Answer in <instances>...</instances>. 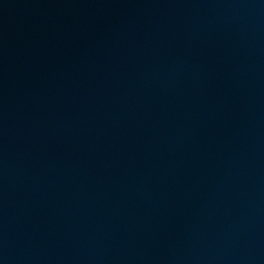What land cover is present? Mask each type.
<instances>
[{
    "label": "water",
    "instance_id": "95a60500",
    "mask_svg": "<svg viewBox=\"0 0 264 264\" xmlns=\"http://www.w3.org/2000/svg\"><path fill=\"white\" fill-rule=\"evenodd\" d=\"M77 1L0 0V164L12 165L0 173V187L8 186L6 192L0 190V224L16 216L11 226L22 231L0 227V264H19V258L27 264H255L241 261L239 249L259 248L260 239L252 232L264 227V107H248L237 98L239 91H264V0L251 5L246 0L236 5L232 0H93L83 9L98 13L107 24L94 27L99 20L76 12L72 20L65 16ZM203 1L205 13L212 12L221 23L231 24L226 22L227 7L255 33L219 26L209 27L208 35H191L182 28L188 14L201 18ZM126 14L140 19L136 25L143 38L97 49L93 40L100 36L110 39L121 33L129 41L137 36L120 29L104 34L103 28L123 27L124 22L129 28ZM153 25L156 35L166 40L172 35L184 63L173 68L156 45L152 50L145 44ZM216 29L225 32L228 49L220 38L211 40ZM247 37L255 44L239 42ZM101 60L120 81H110ZM181 86L193 93L190 101L207 102L210 113L186 112L178 104L185 100ZM204 91L210 96H200ZM73 99L95 105L105 116H80ZM145 121L154 131L151 143L143 138ZM34 125L52 128L67 143L73 138L84 165L83 178L73 180L71 190L62 187L50 195H57L61 206H47L43 217L34 200L36 188L30 192L27 185L34 180L16 174L13 163L20 161L10 156V150L30 138L42 139L38 131L31 132ZM216 144L219 150H213ZM133 171L157 187L154 202L141 201L139 194L133 204L132 186L111 189L97 183L106 177L116 187L114 182H127L122 174ZM25 198L28 205L19 206ZM96 205L105 212L88 211ZM106 217L110 226H105ZM68 220L71 230L63 228ZM231 231L238 234L235 239L223 234ZM191 249L210 260L191 261ZM233 249L238 254L231 255Z\"/></svg>",
    "mask_w": 264,
    "mask_h": 264
},
{
    "label": "bare ground",
    "instance_id": "6f19581e",
    "mask_svg": "<svg viewBox=\"0 0 264 264\" xmlns=\"http://www.w3.org/2000/svg\"><path fill=\"white\" fill-rule=\"evenodd\" d=\"M93 0H78L74 5L72 4L73 10L72 9H68L67 13L65 14L66 17L70 16V19H74V15L75 12L79 14L80 17L84 18H93V20H99L98 22H94L92 23V27L97 26L98 24H102L103 26L107 25L106 23L103 24V20L101 19L100 15H98V13H94L92 11H86L83 8H87L90 7V5L94 4V2H92ZM232 2L236 5L237 3L240 2H244V0H232ZM246 2L248 3V5H251L253 3V0H246ZM202 8L203 11L201 13H203L200 17L201 18H194L191 17L192 13L188 14L187 16V23L186 25L182 28V29H186V31H188L191 35L193 36H199L201 33H206L209 32V27H219V26H223L225 28L228 27H238V29H240L241 31H250L252 33H255L254 28L250 27L247 25V23L242 19V17L236 12V11H231V9L226 8V10L228 11V15L227 16V21L228 23H231L230 25H226L221 23L220 21H218L215 16L211 15L212 12H206L207 11V2L203 1L201 4H199ZM195 8H192L191 11H194ZM186 16V15H184ZM125 19L127 20L128 26L129 28L125 27V22H124V26L122 27H114V29H104L103 31L104 34H106V32H110L112 33L115 29H120V31H124L127 32V34L132 35V34H136L137 36L132 37V40L129 41L127 38H125L123 35L117 34L114 35L113 37H110V39H107L106 37L100 36L98 39L93 40L94 41V46L99 49L101 46L102 47H109L112 46V44H118L117 41H119V45H126V44H131V42H138L141 39L139 38L140 36L142 37V34L140 29L136 24L137 22L140 21V19H132L130 18L127 14L125 15ZM102 22V23H101ZM252 25V24H251ZM127 26V27H128ZM109 30V31H108ZM151 33H147L149 36L147 39H145V44H147L148 46H150L152 48V50H154V47L156 45V48L158 49V51L161 53V56L163 57V61H168L171 65V67L176 68L177 66L181 65L182 63H184V58L182 59V51H180L178 48H176L174 46V43L176 44L174 38L172 37V35H169L168 40H166L167 38L162 35V34H158L156 35L155 30H157V28H153L150 29ZM144 31H148V29H145ZM108 35H110L108 33ZM140 35V36H139ZM210 36V35H209ZM254 37V35H253ZM143 38V37H142ZM211 40H214L216 38H220V44L224 47H226V49L229 48L228 43H226V38L227 36L225 35V32L220 29V30H215L214 34H212L210 36ZM105 42V43H101V42ZM240 43H245V42H251L255 44V39H250V38H242L239 40ZM165 43V44H164ZM167 45L169 46L167 48ZM220 46V45H218ZM248 50V49H247ZM108 51H101L102 55L105 56L107 55ZM248 53L251 54V52L248 50ZM111 54V53H109ZM165 55V56H164ZM241 55L245 56L246 53H241ZM182 56V57H181ZM185 57V55H184ZM147 60H152L149 56L146 57ZM158 62V61H156ZM210 64H214L213 62H210ZM99 66L100 68L105 66V68H107V74H109V79L111 82H118L120 81V77L118 76V74L116 72H114V68L107 63L106 60H101L99 62ZM115 67V66H114ZM116 69V68H115ZM111 72H114V74H112ZM102 74V73H101ZM214 74L218 75L219 73L215 72ZM124 82H128V81H124ZM180 83V82H177ZM193 85V84H191ZM110 88L114 91H121L120 88L109 84ZM141 87H144V84H141ZM179 91L181 93H183V97L185 100H182L181 102H178L179 105L182 106H186L187 108H185L186 112H192V111H202L205 113H210V111L212 110V107H208L206 104L207 102L203 103L202 101H199V103H195L190 101L191 99V95H193V93H190V91L185 90L181 87H179ZM124 91L122 90L121 93H123ZM249 93L243 94L245 92L239 91V95L237 100H241L242 103H244L246 106L248 107H254L256 105L258 106H263L264 107V91L262 90H250L248 91ZM75 95L74 91L71 94L72 98ZM187 98H186V97ZM203 98H205L206 96L209 97L210 93L207 91L202 92V94L200 95ZM194 97H198V94H195ZM14 102L16 100H13ZM73 102L76 104V113L79 114L80 116H82L81 114H91L92 112H96L97 116H102L104 117L105 114L103 112H100L99 110H97L95 105H92L90 103H88L87 101H82L80 99H73ZM202 105V106H200ZM177 108V107H175ZM178 109V108H177ZM181 113V112H180ZM89 119V118H88ZM100 123L98 122H94L93 126H98ZM144 125L146 127L145 129V134L143 135L144 139H147L149 143H151V138L154 135V131L153 129H151L150 123L148 122H144ZM32 127L31 132H35L38 131L36 133H39L41 138H39V140L36 141L35 138H30V140H28V142L23 143L22 145L18 146L17 149H12L10 150V156L12 157H17L16 160H19L20 162H16L14 161L13 163V167L16 169L15 172L16 174H18L21 177H29L32 178L34 180V182L28 183L27 185L29 186L28 189L31 192L32 191V187L36 188V191H34V193L37 194V197L34 198V200L36 199V207L38 209V213H39V217H43L44 215H46L48 213V207L49 205H53L55 203H59V199L57 197V195H55L54 197H51L50 195L55 194V191H57L58 189L64 187L66 190L68 189H72L74 186H72L73 184V180H80L82 179V173H81V169L84 165H80V161L81 160V152L78 153L79 150V146L77 144H75V142L73 141V138L69 139V142L67 143V139L61 138V137H55L57 136L55 131L51 128L49 131L47 130V128H43L42 126L39 125H34V126H30ZM210 128H214L213 125L210 126ZM99 130H101L99 128ZM48 132H51L48 134ZM71 131H67V133H69ZM55 135V136H54ZM63 135V134H62ZM115 135V134H114ZM192 136L193 138H196V136L189 134V137ZM215 137H217V139H219L220 135L219 134H215ZM209 139H211L212 137L209 136ZM43 140L44 142L42 144H39L38 142ZM77 148H76V146ZM153 145V143H152ZM62 146V147H61ZM147 149H152L149 145H147ZM219 145L216 144L213 147V150H219ZM152 151V150H151ZM136 153V152H135ZM161 153V151H160ZM29 161V162H28ZM127 164V161H125ZM135 162H138L137 160H135ZM11 164L7 163V161L3 162V164H0V173L3 172L5 169H10L11 168ZM164 167V166H163ZM122 169H126L125 167ZM78 171V172H77ZM39 174V175H38ZM132 175V176H131ZM131 175L129 174H122V177H127V182L122 183L120 181L118 182H114V186L116 187H112L111 182L106 178L103 177L101 179H99L97 181V183L101 184L102 186H107L108 188L111 189H115V188H123L128 187V186H132L134 190H136V192L131 196V203H135V201L138 200L139 198V194H143V197L139 198L141 201H149L152 203V201L154 202L155 199L157 198V192L158 189L157 187L154 186H149L148 183L145 182V180H143L142 178H144L143 174L141 175L139 172H131ZM38 176H41V178H46V181H43V183L40 182ZM219 176V175H218ZM132 179H134V181L132 182ZM118 180L116 178L113 179V181ZM126 183H130L129 185H126ZM141 186H143V190L141 188ZM31 187V188H30ZM8 189V186H1L0 190H2L3 192H6ZM16 190V189H15ZM141 190L144 193H141ZM18 191V190H17ZM110 191H108L106 193L109 194ZM153 194V196H152ZM99 195L98 191L94 194V199ZM108 196V195H107ZM138 196V197H136ZM127 197H125L126 199ZM125 201V200H124ZM125 204L129 203L128 201L124 202ZM44 204L46 205L44 207ZM24 206V205H28V199L25 198L23 200H21L19 202V206ZM60 203L59 205H57L56 207H60ZM105 208L102 207V205H96L95 208H93L92 210H90V208L88 209V211H90V213L94 212V213H103ZM170 215V214H169ZM12 216V215H11ZM10 217V216H9ZM6 220V222H2L0 224V227H4L5 225L9 226L10 228H12L11 225H13L12 223L15 222V219H18L16 216H12L11 218H9ZM161 218H165L162 216H158ZM168 216H166L167 220H170L167 218ZM114 218V217H113ZM25 219L24 223H26L28 226H30L31 222L29 221L28 218H23ZM106 222H105V226L107 224H109L108 226H110V219L108 220V218H105ZM66 222V221H65ZM63 223L64 226L63 228H68V230H71L74 228V226H71L70 222L71 220H68L67 223ZM109 222V223H108ZM113 223H115V221H112ZM8 228V227H7ZM9 230H11L10 232H20L22 233L21 229L19 228H12ZM56 229H59V226L56 227ZM238 229V228H235ZM53 231H55L52 228ZM114 231H116L114 229ZM261 232H264V227L258 229L257 231L252 232V236L253 237H258L260 240H258V245L259 248L256 246L254 249L252 248H248L245 249L244 246H242L239 249V253H241V261L243 262H252L255 264H264V241H262L261 239L263 238L261 235H263ZM225 235L226 238H232L235 239V237L238 235L234 232H225L223 233ZM223 235V236H224ZM235 236V237H234ZM39 242H45L46 240H44L43 237H39ZM84 243H87V239H83ZM134 241L130 240V243H133ZM187 244L188 242H192L191 240L187 239ZM22 244L19 243H15L16 247H20ZM145 245V244H144ZM149 246V245H148ZM238 246V245H236ZM130 246H127L126 248H128ZM156 251H158L157 249H155ZM192 250V258L191 261L198 259V260H204V259H209L210 257L208 256V254L202 253L201 250ZM149 250H146V252H144V254H146L145 256L149 255ZM234 253L238 254V251L236 250H231L230 254L233 255ZM254 256V257H252ZM218 256H214V259H217ZM233 257V256H232ZM68 259V258H67ZM180 259V256H179ZM238 261L234 264H237ZM19 264H27L26 259H20L19 258ZM189 264V263H187ZM203 264H208V263H203Z\"/></svg>",
    "mask_w": 264,
    "mask_h": 264
}]
</instances>
